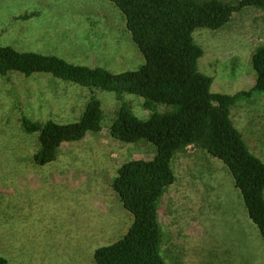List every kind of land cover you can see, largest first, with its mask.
Segmentation results:
<instances>
[{
    "label": "rangeland",
    "instance_id": "rangeland-1",
    "mask_svg": "<svg viewBox=\"0 0 264 264\" xmlns=\"http://www.w3.org/2000/svg\"><path fill=\"white\" fill-rule=\"evenodd\" d=\"M221 1L238 5L241 0ZM194 40L203 50L199 71L213 78V93L254 88L252 58L264 47V9L244 8L220 30H197ZM0 46L112 73L145 64L125 16L108 0H0ZM91 96L102 103L101 132L65 143L52 163L38 165L39 135L24 131L23 117L73 124ZM124 101L139 119L150 117L143 98L126 94ZM119 107L114 93L51 75L0 76V258L8 264H96L98 249L128 234L135 219L113 185L123 165L152 160L156 147L111 136ZM231 119L250 152L264 162V95L232 107ZM172 167L175 183L158 205L165 261L264 264V239L227 166L190 146L174 157Z\"/></svg>",
    "mask_w": 264,
    "mask_h": 264
},
{
    "label": "trees",
    "instance_id": "trees-1",
    "mask_svg": "<svg viewBox=\"0 0 264 264\" xmlns=\"http://www.w3.org/2000/svg\"><path fill=\"white\" fill-rule=\"evenodd\" d=\"M108 1L125 16L127 29L144 56L145 64L136 71L112 73L101 67L74 65L56 56L0 46V76L12 72L47 74L91 91L114 93L120 107L111 136L126 144L146 141L156 147L152 160L131 161L119 170L113 189L135 221L122 240L96 251V264H168L161 254L158 205L175 183L174 157L190 146L207 150L227 166L249 218L264 239V162L250 152L231 119L232 107L264 95V47L252 58L257 80L251 91L215 94L211 91L213 78L199 71L203 50L194 40L197 30H220L244 8L264 9V0H241L238 5L221 0ZM126 94L144 99V109L151 113L147 120L134 114L124 101ZM158 106L169 110L161 113ZM103 121L102 103L91 96L76 123L42 124L24 116L22 126L27 134L39 135L41 150L34 161L45 166L56 159L65 143L101 132ZM0 264L8 261L0 258Z\"/></svg>",
    "mask_w": 264,
    "mask_h": 264
}]
</instances>
